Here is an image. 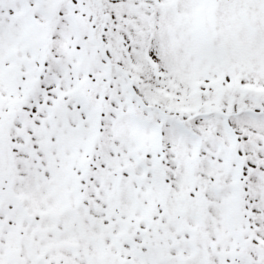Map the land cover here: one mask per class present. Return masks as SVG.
Instances as JSON below:
<instances>
[{
	"label": "snow or ice",
	"instance_id": "obj_1",
	"mask_svg": "<svg viewBox=\"0 0 264 264\" xmlns=\"http://www.w3.org/2000/svg\"><path fill=\"white\" fill-rule=\"evenodd\" d=\"M0 264H264V0H0Z\"/></svg>",
	"mask_w": 264,
	"mask_h": 264
}]
</instances>
